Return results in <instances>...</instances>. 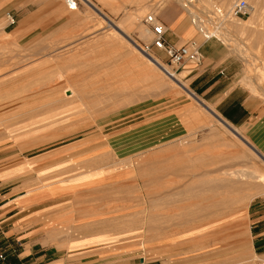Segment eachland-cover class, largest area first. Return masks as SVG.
Returning a JSON list of instances; mask_svg holds the SVG:
<instances>
[{
    "label": "rangeland",
    "instance_id": "1",
    "mask_svg": "<svg viewBox=\"0 0 264 264\" xmlns=\"http://www.w3.org/2000/svg\"><path fill=\"white\" fill-rule=\"evenodd\" d=\"M90 1L77 0L69 10L65 0H16L0 12V144L8 150L7 181L31 180L32 165L21 159L49 151L53 181L113 182L100 196L118 214L125 232L119 239L135 251L136 264L140 256L151 264H262L263 248L251 225L264 192L243 204L241 191L213 186L241 168L258 183L264 174V148L254 139L261 136L260 123L233 124L260 155L232 157L236 137L191 85L196 63L170 66L183 84L175 83L129 40L167 64L151 32L148 40L139 39L140 29H148L144 18L160 0ZM213 1L197 3L195 14L207 17L206 8L224 9L238 0ZM246 1L248 12L225 22L216 37L240 64L239 84L260 95L264 0ZM252 7H258L256 18ZM157 11L165 25L187 16L191 22L178 0H164ZM119 23L124 32L116 29ZM250 187L242 195L264 191V184Z\"/></svg>",
    "mask_w": 264,
    "mask_h": 264
},
{
    "label": "crops",
    "instance_id": "2",
    "mask_svg": "<svg viewBox=\"0 0 264 264\" xmlns=\"http://www.w3.org/2000/svg\"><path fill=\"white\" fill-rule=\"evenodd\" d=\"M15 2L0 0V12ZM187 19L166 23L171 44L198 41L196 28ZM198 42L202 58L191 68L194 91L214 104L231 125L247 128L258 120L261 136L254 139L264 148V86L256 95L239 84L240 64L220 40ZM5 147L0 144V253L5 255L0 264H136L135 251L119 239L125 232L119 229L118 214L110 212L104 206L110 201L100 196L113 182L53 181L55 159L49 151L21 159L32 165L36 176L31 180L8 182ZM252 216L254 239L264 255V205L254 206ZM137 259L138 264H151L145 257Z\"/></svg>",
    "mask_w": 264,
    "mask_h": 264
},
{
    "label": "bare ground",
    "instance_id": "3",
    "mask_svg": "<svg viewBox=\"0 0 264 264\" xmlns=\"http://www.w3.org/2000/svg\"><path fill=\"white\" fill-rule=\"evenodd\" d=\"M66 1V5H67V7H68V9L69 10H75L76 8H77V4L78 3H76V6L74 7V9H70V7L68 6V4H67V0H65ZM84 1H87V2H91L90 0H84ZM179 1V4H181V7L184 9V6H187V5H185V1L184 0H178ZM197 1V3H203V2H205V3H210L211 4V2L212 3H214V1L213 0H196ZM225 1V0H224ZM223 1V2H224ZM228 1V0H227ZM238 1H240V0H238ZM237 1V2H238ZM246 1V0H245ZM230 2H232V1H230ZM247 2V1H246ZM164 3V0H160V2H156L155 3V6L157 7V10H158V8H159V6H161L162 4ZM236 3V2H235ZM248 3V2H247ZM228 4H229V2H228ZM234 5V4H233ZM233 5L232 6H229V7H227V8H222V7H220L219 5H217V7L218 8H221V11L222 12H224V13H226V15L227 16H225V15H223V16H219V22L218 23H220V26H217L215 29L214 28H211L212 26H210V27H208V29H209V31L207 30L206 32L208 33V35L209 36H211L212 38H210V39H213V37H214V39H218L219 40V38H217L216 36H218L219 34H220V32H221V29H220V27H222V25L225 23V22H227V21H232L234 18H240V17H235V16H229L230 15V13H231V9H232V7H233ZM249 5V4H248ZM256 5H257V1H256ZM89 6V5H88ZM94 6V5H93ZM255 6V5H254ZM258 6V5H257ZM96 8V7H95ZM187 9H189V12H190V15H189V17L190 16H192L193 18L195 17V12H194V4H193V6H192V4H188V6L186 7ZM205 9V8H204ZM212 9V8H211ZM211 9H208V8H206V13H208ZM252 14L251 15H253L254 17H255V15L257 14V13H259V10H258V7L256 8V7H252ZM184 11H185V9H184ZM258 11V12H257ZM157 13H159V11H156ZM257 12V13H256ZM101 13V12H100ZM105 14V13H104ZM129 14V13H128ZM260 14H258V16H259ZM131 16H132V14H131ZM131 16L129 17V20H131ZM107 17V16H106ZM136 18V17H135ZM256 18V17H255ZM108 19V18H107ZM132 19L134 20V18H133V16H132ZM111 20V19H110ZM132 20V21H133ZM190 20H191V17H190ZM237 20V19H236ZM254 20V19H253ZM127 21V20H126ZM239 21V20H238ZM237 21V22H238ZM251 21V20H250ZM122 22H124V20L122 21ZM134 22V21H133ZM253 22V21H252ZM114 23V22H113ZM233 23V22H232ZM254 23V22H253ZM120 24V23H119ZM118 24V25H119ZM133 24V23H132ZM191 24H192V22H191ZM246 24V23H245ZM244 24V25H245ZM249 24H250V22H249ZM249 24H246L245 25V27L246 26H249ZM122 24H120L119 26H117V28L116 29H119V30H121V32H124V30H122V27H120ZM125 25V24H124ZM127 25H129V22H128V24ZM193 25V24H192ZM251 25V24H250ZM196 26V25H195ZM194 25H193V27H195ZM238 26H239V24H238ZM116 27V26H115ZM126 27V26H125ZM124 27V28H125ZM197 27V28H196ZM195 28L198 30V26H196ZM241 28H242V26H241ZM138 29V28H137ZM211 29H214V30H211ZM234 29V28H233ZM240 29V28H239ZM117 32H118V30H116ZM139 31V30H138ZM120 32V33H121ZM150 32L152 33V31L148 28V29H140V31H139V34H140V38L139 39H141V40H148L149 38H148V36H149V34H150ZM198 32H199V30H198ZM125 33H127V32H125ZM124 33V34H125ZM129 33V32H128ZM200 33V32H199ZM123 34V33H122ZM121 34V35H122ZM225 34V33H224ZM129 35V34H128ZM202 36H203V38H204V40H205V37H204V35L203 34H201ZM223 35V34H222ZM239 35V34H238ZM142 37V38H141ZM209 39V40H210ZM256 39V38H255ZM129 40L132 42V44H135V45H137V46H139V48H141L142 50H143V52H145V53H147L148 55H149V61L152 63V64H154L162 73H164L166 76H168L173 82H175V83H181V84H183L181 81H180V78H179V75L177 74L176 75V73L175 72H173V71H171L170 70V66L169 65H167L166 63H164L158 56H156L155 54H151V53H149V52H147L146 51V49H144V47L138 42V41H136L135 39H133V38H129ZM262 42V41H261ZM245 43V42H244ZM258 44V43H257ZM233 45V44H232ZM248 46V45H247ZM257 48V47H256ZM244 49V48H243ZM246 51V50H245ZM131 54V53H130ZM248 56V55H247ZM257 60V59H256ZM249 61V60H248ZM255 63V62H254ZM251 65H253V64H251ZM249 66V65H248ZM256 67V66H255ZM254 69V68H253ZM264 71V70H263ZM260 72V71H259ZM261 74V73H260ZM256 77V76H255ZM264 77V76H263ZM263 77H262V75H261V78H262V80H263ZM245 80V79H244ZM248 81V80H247ZM246 83V82H245ZM247 84V83H246ZM249 85V84H248ZM251 86V85H250ZM249 86V87H250ZM254 90V89H253ZM189 94H191V95H194V94H192V92H189ZM196 97V96H195ZM197 99V98H196ZM202 102V101H201ZM220 118V117H219ZM221 120L220 121H222L224 124H225V126L227 125V129H228V131L234 136V137H236V139H235V141H234V143H233V150L232 151H230L231 153H232V155H231V153H230V156H232V157H234V158H242V157H244V159H246L245 157H246V155L247 154H245V153H249L250 155H252V156H258V155H260V152L257 150V147H255L251 142H249L248 140H246L245 139V137L242 135V133L240 132V130L239 129H237V128H235V126H232V125H230L229 123H227L225 120H223L222 118H220ZM232 139V138H231ZM224 145L225 144H227V143H229V142H227V143H225V142H222ZM232 144V143H231ZM230 144V145H231ZM228 145V144H227ZM228 147H229V145H228ZM231 147H232V145H231ZM239 147H241V148H239ZM239 149H242L243 150V152L241 151V150H239ZM229 154V153H228ZM248 154V155H249ZM248 157V156H247ZM228 158V157H227ZM233 158V159H234ZM259 158V157H258ZM232 159V158H231ZM243 161H245V160H243ZM136 162V161H135ZM246 163V162H245ZM251 163H252V161H251ZM123 164V163H122ZM139 164V163H138ZM216 164V163H215ZM242 165V164H241ZM246 165V164H245ZM247 166V165H246ZM136 167V166H135ZM242 167V166H241ZM240 167V168H241ZM139 168V167H138ZM224 168H226V167H224ZM238 168V167H237ZM244 168V167H243ZM229 169V168H228ZM242 169V168H241ZM241 169H238V171H231V172H228L227 171V169H226V171H227V173H226V178L225 177H222V179L220 180L219 179V181H218V183H216L215 184V182H213V186L214 187H218V186H222L223 188H224V190H230V192L232 191V190H236V193L234 192V194H236V195H238L237 194V190H238V193L241 191H243L244 189H245V191L248 189V187H250V186H252L253 185V187H255V186H257L256 187V189L258 188V187H260L261 188V185L262 184H264V174H259L258 176H257V178H258V181H256V182H258V183H256V184H254V182H252L251 180H250V177L251 178H253L252 176H249V173H247L245 170H241ZM250 169V168H249ZM236 170V169H235ZM226 171H224V172H226ZM224 175V174H223ZM236 178H237V180H236ZM254 179H255V177H254ZM252 187V188H253ZM263 187V186H262ZM251 188V187H250ZM251 188V189H252ZM252 191V190H251ZM255 191V190H254ZM226 192V191H225ZM228 192V191H227ZM230 192H228V193H225V196L226 197H229L230 195H231V193ZM239 193L240 195H241V198H240V200H241V202L243 203V204H246L245 202L246 201H251L255 196H257V195H259V194H262L264 191L263 190H261V189H257L254 193L252 192L251 194H249V193H245L244 195H242V193ZM226 194H229V195H226ZM232 196V195H231ZM232 197H234V196H232ZM226 199V198H225ZM234 200L233 201H236L235 199H236V196H235V198H233ZM223 201H224V205H225V201H227V199L226 200H221V203H219V204H221L222 206H224L223 205ZM228 201H230V203H234L233 201H231L230 199H228ZM220 202V201H219ZM229 202L227 203L226 202V204H229V206H231L232 204H230ZM228 206V207H229ZM242 206H244V205H242ZM246 206V205H245ZM248 206V205H247ZM221 207V206H220ZM225 207V206H224ZM224 207H222V208H224ZM226 208V207H225ZM224 208V209H225ZM229 210V209H228ZM231 211H233L232 209H230ZM78 231V230H77ZM144 258V257H143Z\"/></svg>",
    "mask_w": 264,
    "mask_h": 264
},
{
    "label": "built area",
    "instance_id": "4",
    "mask_svg": "<svg viewBox=\"0 0 264 264\" xmlns=\"http://www.w3.org/2000/svg\"><path fill=\"white\" fill-rule=\"evenodd\" d=\"M185 5L194 4V8H196L197 1L196 0H184ZM77 0H67V4L70 9H74L72 5L76 6ZM184 6V9L188 15H190L189 9ZM249 5L245 0H240L234 3L231 13L229 16L241 17L248 12ZM157 7L154 5L152 10L146 15L144 18L145 24L152 31V35L154 36L153 46L161 52L165 61L169 66L172 67H180L185 63H199L201 61L202 55L200 51V43L196 40H189L181 45H173L171 44L167 38V27L165 23L160 19L159 13L156 12ZM207 14V17H201L198 14H195V17H191V22L195 26H198V30L201 34L204 35L205 40H209L212 38L206 32L209 31L208 27L219 26V16H227L226 13L221 11V8L214 6ZM8 18L10 19V23L15 22V18L12 14H8ZM195 26V27H196ZM197 28V27H196ZM214 38V37H213ZM5 255L0 253V259H4Z\"/></svg>",
    "mask_w": 264,
    "mask_h": 264
},
{
    "label": "snow or ice",
    "instance_id": "5",
    "mask_svg": "<svg viewBox=\"0 0 264 264\" xmlns=\"http://www.w3.org/2000/svg\"><path fill=\"white\" fill-rule=\"evenodd\" d=\"M73 7H75V5H72Z\"/></svg>",
    "mask_w": 264,
    "mask_h": 264
}]
</instances>
